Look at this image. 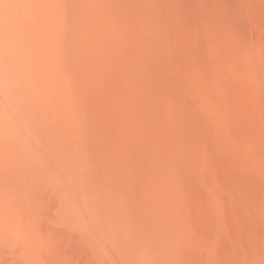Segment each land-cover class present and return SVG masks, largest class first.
Returning <instances> with one entry per match:
<instances>
[{
    "label": "bare ground",
    "instance_id": "obj_1",
    "mask_svg": "<svg viewBox=\"0 0 264 264\" xmlns=\"http://www.w3.org/2000/svg\"><path fill=\"white\" fill-rule=\"evenodd\" d=\"M56 235L264 262V0H0V247L46 264Z\"/></svg>",
    "mask_w": 264,
    "mask_h": 264
},
{
    "label": "rangeland",
    "instance_id": "obj_2",
    "mask_svg": "<svg viewBox=\"0 0 264 264\" xmlns=\"http://www.w3.org/2000/svg\"><path fill=\"white\" fill-rule=\"evenodd\" d=\"M250 23H248L247 22V28L250 30H248L249 32H252L253 34H255V31L251 28V25H249ZM249 25V26H248ZM226 195H228V194H226ZM225 195V196H226ZM227 197H229V196H227ZM47 198L49 199V195H47L46 197H45V200L47 201V202H49V201H51V200H47ZM227 199H229V198H227ZM45 201V202H46ZM54 201V200H53ZM46 202V203H47ZM50 203V205L48 206V203H47V206H48V210H47V214L50 216L52 213H53V211H54V207H53V204L55 205V202H49ZM53 207V208H52ZM51 209V210H50ZM53 216V214L51 215V217ZM45 225H44V229L46 230V231H50V229H51V233H53V231H52V229L54 230V228L55 227H53V225H51L49 222H48V224H47V222H45L44 223ZM51 226V227H50ZM53 227V228H52ZM47 228H48V230H47ZM57 230V231H56ZM259 230H261V232H259V234L260 233H262V225H260V224H258V231ZM54 232H56L57 234H59V232H58V229H55L54 230ZM53 234H55V233H53ZM61 234V233H60ZM57 236L58 235H56V238L54 237V239H56L57 240V242H58V244L56 243V245L58 246V248H57V252L56 253H54V254H47V255H43L44 257V259H45V263L46 264H85V263H88L89 264V262H90V260H89V258L85 255V254H83V253H79V251L80 250H78L77 248H78V246H76V245H78L76 242L77 241H72V240H70V239H68L69 237L67 236V238H66V236H63V238H64V240H63V238H59V236H58V238H57ZM68 239V240H67ZM56 240H54V241H56ZM60 240V241H59ZM68 242V241H71V242H68L67 244H66V242ZM60 242V243H59ZM72 242H74L72 245H71V243ZM76 243V244H75ZM75 244V245H74ZM5 246V247H4ZM3 246V244H2V246L0 247V248H7L5 251H4V249H3V251H2V249H0V264H21L22 263V260H21V258H20V256H19V254H18V252L15 254L14 252H16L17 250L16 249H14V250H16V251H14L13 250V248L12 247H10V246H8V245H4ZM69 246H71V247H69ZM75 246H76V248H75ZM8 247H9V249H8ZM258 247V248H257ZM69 248H71V249H69ZM72 248H73V250H72ZM13 250V251H12ZM256 252H257V257H258V260H257V258H256V262L259 264L260 263V260H261V256H260V254H261V239L259 238L258 239V242H257V244H256ZM10 251V252H9ZM12 252V253H11ZM77 252V253H76ZM14 253V254H13ZM44 253V252H43ZM45 254V253H44ZM78 254V255H77ZM80 254V255H79ZM81 256V257H80ZM84 256H86V258L83 260V258H84ZM19 259V260H18ZM89 260V261H85V260ZM44 261V260H43ZM91 263V262H90ZM256 263V264H257ZM92 264V263H91Z\"/></svg>",
    "mask_w": 264,
    "mask_h": 264
},
{
    "label": "snow or ice",
    "instance_id": "obj_3",
    "mask_svg": "<svg viewBox=\"0 0 264 264\" xmlns=\"http://www.w3.org/2000/svg\"><path fill=\"white\" fill-rule=\"evenodd\" d=\"M262 264H264V262H262Z\"/></svg>",
    "mask_w": 264,
    "mask_h": 264
}]
</instances>
